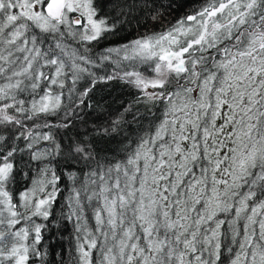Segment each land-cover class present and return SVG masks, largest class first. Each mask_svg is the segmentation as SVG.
Segmentation results:
<instances>
[{"label": "snow or ice", "instance_id": "snow-or-ice-1", "mask_svg": "<svg viewBox=\"0 0 264 264\" xmlns=\"http://www.w3.org/2000/svg\"><path fill=\"white\" fill-rule=\"evenodd\" d=\"M71 12L86 17L81 29L73 30L82 22L70 23ZM95 16L92 0H0V264H29L41 256L36 246L43 225L33 217H49L59 177L53 172L47 192L43 180L34 181L17 204L8 190L10 161L37 142L26 121L61 107L62 93L54 95L51 86L63 88L61 77L75 83L94 75L90 66L98 65L89 49L80 54L68 39L92 42L118 32L116 23ZM209 49L211 57L204 55ZM121 52L154 73L126 71L120 78L159 89L147 95L166 102L165 118L114 165L100 164L82 142L68 146V155L89 168L68 197L66 218L84 232L77 236L75 264H93V249L97 264H223L222 237L235 246L224 245L229 264H264V0H210L167 31L109 47L97 59ZM50 67L51 76L44 71ZM45 81L49 87L37 99ZM72 114L71 108L64 113L63 127ZM38 138L54 141L50 133ZM21 140L27 141L23 148ZM62 151L57 143L33 151L32 159ZM68 177L75 183L77 174ZM86 205L93 209L94 232L84 218Z\"/></svg>", "mask_w": 264, "mask_h": 264}, {"label": "trees", "instance_id": "trees-1", "mask_svg": "<svg viewBox=\"0 0 264 264\" xmlns=\"http://www.w3.org/2000/svg\"><path fill=\"white\" fill-rule=\"evenodd\" d=\"M210 0H92V6L96 10L95 20L104 18L108 24L116 23L118 32L115 35L106 34V38L99 41L72 43L71 38L68 43L72 47L78 48L80 54H84V49H89L88 55L96 60L98 66H90L91 73L84 74L75 83L71 78L61 79L64 87L52 85L51 91L61 94V107L52 113H41L31 121H26L28 128L33 135L37 136V142L33 149H26L23 153L15 154L10 161L13 163V181L8 185V190L13 195L14 203L19 204V194L33 186L34 181L43 180L46 192L51 191L52 186L48 181L52 179L53 172L59 180L56 187L59 189L56 200L52 203L50 215L45 220L43 217H33L36 224H42L41 241L36 246L41 252V256L31 257L29 264H75L73 257L78 253L75 251L77 246V236L81 238L84 232L77 233L74 219L68 220V197L72 195L73 187H79L84 179V173L89 171L84 162H77L71 155H68V146L76 143L89 145L95 154L96 161L100 164L109 165L117 162H124L136 149L143 138L154 134L159 124L163 121L167 107L166 102L148 99V95L140 88L121 79L123 73L128 71H139L143 75L150 74L145 71L147 65L140 63L139 60H124V53L119 55L112 53L111 59L99 61L97 58L105 49L109 47H119L146 34L161 33L167 31L178 21L188 15L199 11L202 6H206ZM39 8V6H38ZM79 17L81 25L72 24L73 30L81 29L86 24V17L80 14H69V22H73V17ZM155 17V18H154ZM66 26H62V31ZM187 55V54H186ZM205 56L214 55V50L209 49L204 53ZM216 59H220L216 55ZM151 63V62H150ZM211 65V60L207 61ZM199 70V68H198ZM49 76L54 74L55 68L44 69ZM114 75L116 78L98 79ZM96 79L93 85L92 81ZM49 87L48 82H42L41 88L37 90L39 96ZM90 89L86 96L80 94ZM159 91V89H153ZM169 91L172 89L169 88ZM27 100L31 99L27 93L22 94ZM22 98L18 96V99ZM81 100L83 101L81 103ZM26 106H29L26 104ZM72 109L71 123L68 127L62 125L67 121L64 113ZM11 112V110H10ZM222 120H217V124ZM45 124L50 127H44ZM39 125V127H33ZM230 130V129H229ZM50 133L54 141H44L39 139V135ZM167 139V137H166ZM27 141L18 142L20 147H25ZM60 144L63 150L60 154L45 156L40 160L32 159L33 151L53 150L55 144ZM187 148V143L184 145ZM223 154V153H221ZM96 163L91 164V168H96ZM47 167L48 171L42 170ZM75 172L77 179L75 183L69 179L68 173ZM198 172V169H197ZM115 175V173H113ZM107 178V177H106ZM93 179H98L93 177ZM99 183V181H98ZM45 193H37L36 198H43ZM19 210V209H18ZM84 218L87 221L89 231H95V221L93 219L92 207L85 206ZM220 218H224L221 215ZM25 222L22 221L21 227ZM31 228L33 225L28 224ZM227 228L223 226L221 232ZM34 238L30 236L29 242ZM222 242L223 264H229L230 254L225 252L224 245H230V239ZM98 253L92 251V262L97 264Z\"/></svg>", "mask_w": 264, "mask_h": 264}, {"label": "rangeland", "instance_id": "rangeland-1", "mask_svg": "<svg viewBox=\"0 0 264 264\" xmlns=\"http://www.w3.org/2000/svg\"><path fill=\"white\" fill-rule=\"evenodd\" d=\"M37 10H39V8L37 7ZM69 14H71V15H73V14H80L79 12H71V13H69ZM73 20L75 21V20H79V17H77V15H76V17H73ZM86 23H87V21H86ZM150 74H147V75H144L145 77H147V78H152L153 76H154V73H152V72H149ZM134 85V84H133ZM141 89V88H140ZM144 93H146V94H150V93H153V92H155V90H153V88L151 87V86H149L147 89H141ZM33 187V186H32ZM32 187H30V188H32ZM29 188V189H30ZM35 199V198H34Z\"/></svg>", "mask_w": 264, "mask_h": 264}, {"label": "bare ground", "instance_id": "bare-ground-1", "mask_svg": "<svg viewBox=\"0 0 264 264\" xmlns=\"http://www.w3.org/2000/svg\"><path fill=\"white\" fill-rule=\"evenodd\" d=\"M22 226H24V224Z\"/></svg>", "mask_w": 264, "mask_h": 264}]
</instances>
